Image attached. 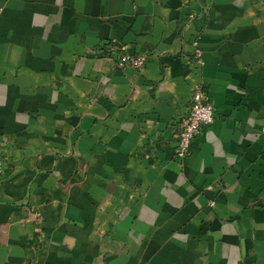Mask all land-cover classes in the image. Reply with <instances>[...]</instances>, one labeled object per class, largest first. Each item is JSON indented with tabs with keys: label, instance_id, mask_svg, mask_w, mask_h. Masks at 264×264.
I'll use <instances>...</instances> for the list:
<instances>
[{
	"label": "crops",
	"instance_id": "obj_1",
	"mask_svg": "<svg viewBox=\"0 0 264 264\" xmlns=\"http://www.w3.org/2000/svg\"><path fill=\"white\" fill-rule=\"evenodd\" d=\"M0 157V264H264V0H0Z\"/></svg>",
	"mask_w": 264,
	"mask_h": 264
},
{
	"label": "built area",
	"instance_id": "obj_2",
	"mask_svg": "<svg viewBox=\"0 0 264 264\" xmlns=\"http://www.w3.org/2000/svg\"><path fill=\"white\" fill-rule=\"evenodd\" d=\"M195 45L197 46V43ZM116 51L118 52L116 59L118 68H134L137 70L145 68L148 61L146 54H132L127 50L126 46H121ZM196 56L198 63L203 65L202 53L198 49L196 50ZM215 120V107L212 99L204 85H198L193 91L190 109L180 123L176 149L178 159H185L192 154L193 142L200 136L203 129L212 126ZM5 168V161L0 157V184L5 175ZM211 205L214 206L215 203L212 202Z\"/></svg>",
	"mask_w": 264,
	"mask_h": 264
}]
</instances>
